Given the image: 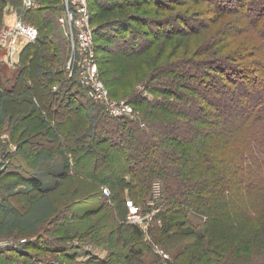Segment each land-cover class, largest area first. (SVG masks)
Returning <instances> with one entry per match:
<instances>
[{"label": "rangeland", "instance_id": "1", "mask_svg": "<svg viewBox=\"0 0 264 264\" xmlns=\"http://www.w3.org/2000/svg\"><path fill=\"white\" fill-rule=\"evenodd\" d=\"M39 1L40 0H29L28 5L25 4V1H22V4L27 8L32 5L39 7V5H41ZM119 1H122V3L124 1L125 3L128 0ZM155 1L156 0L145 2L144 0H140L138 1L140 2L139 6H137L136 2H130V5L125 4L127 7L124 8L125 10L123 9L125 12L123 17L130 14L141 15L143 17L149 16L152 20L158 21H154V23L165 22V20L171 17L179 20L195 19L197 17L204 21L203 26L193 34L184 33L182 31L173 33L174 31H171L169 34L172 35L169 39L164 37V34H167L164 31L169 29L168 26H165L163 30H159V32H163L160 38L154 39V42L149 48L135 55L120 53V51L117 50L119 47L118 39L111 42L102 41L101 45L103 47L97 54L99 63L96 58V67L98 80L107 90L108 100L110 102L123 105L121 108L132 116L134 110L130 101L133 99V96L141 91L143 95H148V91L143 89L148 88L149 85H151L152 88L154 85H160L161 83L164 85V82L166 83L165 79L168 76L160 78L156 76V73H160V70L168 64L188 58L206 61L207 63L205 65H215L214 61L219 59H225L227 63L230 61V64H226L224 69L217 68L218 70L214 71L213 83L204 84L198 82V84L195 85L200 95L194 98V100L189 101V110H184V108L181 107L182 112H179L181 118H177L178 121L175 117L172 118L173 116L167 113L165 107L157 108L156 106H151V108H149L142 106L138 108L137 113H139L142 126L145 127V124L149 123L146 127L151 131L150 137L154 141V144L161 146L162 152L166 153L168 156L167 159L169 160L167 164H170L171 161L173 162L171 164L173 166L172 172L170 171L169 174L167 173L171 177V174L179 173L180 164H178L177 161L180 159L185 158L187 162H190L186 167L185 174H189L188 171L192 170V167L189 166L190 164L193 166L195 165V170H197L201 164L205 165L203 162L206 161L205 157L202 159V157L195 156L198 155L204 147L205 150H207L203 138L212 135V129L209 131L210 127L206 126V123L207 121H212V119H210L214 114H212V108L214 106H219L221 103L217 92L220 85L224 84V79L222 80V76L219 75L221 73L220 71L227 73V75L232 73L231 76L239 77V88H241V90L233 91L231 94L227 91L228 98L225 100V103L230 115H227V118L225 115H222L223 117L219 120L222 124L227 125L229 122L233 124L239 121V119L241 120L248 111L253 115H258L260 111H263L264 54L258 53L254 55V50L260 49V47L254 48L258 45V36L255 33L245 32L244 28L246 27H244V22L242 24H238V22L235 23L237 19L242 17L238 14V11H242V8L239 9V5L233 0L220 1L226 3V5L223 6V10L229 12L228 14H224L221 18L220 15L222 14L215 11L217 6L215 2L218 1L164 0L159 1L160 3ZM259 1L261 2V0ZM59 2L60 5L64 3L63 0H59ZM88 3H92V1L88 0ZM158 7L159 9H157ZM8 8L9 7H6L4 15L2 16L0 32L5 27V21L8 15L14 14L16 19H20L14 8ZM254 8V11L258 13L257 10H259L261 6L257 5ZM155 9L157 11H155ZM59 12L60 11H56V14H54L57 16V26L55 30H53V32L49 30L44 32L47 33L48 36H52L51 38H53L54 43L47 47L45 45L37 50H31L29 54H27L28 57L26 56L25 60L20 59L22 63L27 64L26 66L30 68V71L32 62L36 56L38 57L40 53L46 51L50 52L48 54H52L54 61H46V63L43 64H50L51 68L55 69L65 66L64 68L66 71L70 48L65 32L58 23V17L61 15L62 11L60 14ZM232 12L236 13L233 14ZM120 18L122 17L117 14L113 20ZM127 19L126 17V20ZM143 23H146V21ZM161 25H163V23ZM175 25L179 26L178 23ZM32 27L35 28L34 26ZM35 29L38 36V30L37 28ZM149 35L151 39L154 37L152 34ZM114 39H116V37ZM226 45L234 48L231 50V52L233 51L231 56H228L226 51H222ZM1 46L5 47L4 44L0 42V47ZM108 48L114 51L108 50L102 53L104 49ZM124 49L128 48L123 47V50ZM5 58V61H7L6 55ZM20 60L18 56L15 57V55H13L11 61L12 64H15V62L18 64ZM21 62L18 66L8 63L11 67L16 69L14 73L15 76L12 82L8 84L9 87L6 88L3 82L4 79L1 75V81L3 82L2 86H0L1 90L3 88L9 89L14 83L17 75L20 73ZM234 64H236L237 67L232 69ZM208 67L211 66H207L206 68ZM245 68H248V76L245 73V71H247ZM239 73L242 75L239 76ZM249 76H255V78L251 80L247 79ZM39 83H41L40 79L36 77L35 84ZM27 84L30 85V82H27ZM40 88H42V86H40ZM18 89L12 95L14 101H16V103L19 102L18 104L13 103V105V100L10 99L9 96L3 97L0 102V193L7 198V205L0 208V264H21V262L15 261L17 260V256L15 255L18 253V250L19 255H26L25 259L29 260V264H40L41 261L43 262L41 264H86V253H81L80 257H76L73 261H67L61 258L60 253H55L53 251L51 253L43 252L39 248V244L44 238H48L49 241L54 240L56 245L70 246L80 244L82 248L86 247V249L92 250L91 253L98 256H106L108 254V251L104 248H109L112 253H119L121 247L118 245H120L121 242H116L115 237L112 238L113 247L111 248L108 247L107 244L100 243L99 241L90 242V240L84 238L82 234L90 230L92 223L100 221L102 218H109L110 216L116 215L113 210L114 201L112 200L114 190L112 188L100 186L98 187V189L100 188L99 193L97 192L95 196L86 198L85 191H92L95 185L90 178L78 173L74 169V172L71 171L70 173L71 179L63 180L60 178L61 176L59 174H62L64 171L63 156L59 155L60 143L47 142L46 138L48 134H46V131L38 133V129L41 128L40 120L36 117L28 116L26 113L30 112L31 106L22 102L26 96L31 94L27 92V89L22 91V85H20ZM215 89H217V91ZM181 91L183 90L181 89L180 92ZM111 92L114 93L113 96ZM56 101L59 103V98ZM90 102L99 105L100 108L103 107L99 102ZM39 104L40 107L36 104L38 110H34H37L36 114L42 112L41 115L44 117L45 123L52 130L58 131L59 134L62 133V130L60 131L57 127V122L54 120L51 113L49 114L48 111L47 114L42 103L40 102ZM64 105V109H67V104L65 103ZM199 105L201 110L197 109ZM95 109L97 108L95 107ZM23 115H27L28 118H24ZM171 118L174 119L171 122L177 121L176 126H178L174 128L173 131L170 129L172 126L169 125V123L166 125L165 122L166 119L169 120ZM192 118H196L197 121H199V125H197V129L195 128V130H190L192 129L191 125L194 124ZM228 125L230 126V124ZM174 130L176 131L174 132ZM250 130L252 131V128H250ZM250 130L246 127L232 128V132L237 133L236 141L239 142H235V145L242 151L232 157L231 162H233V164L230 167H226L231 168V171L237 167L236 165L240 162L239 158L242 155L246 156V161L254 163L253 155H249L252 146L249 148L244 144H248L249 146L251 137L259 133L261 129H254V133ZM219 132L221 133V131ZM213 134H216V131ZM171 135L179 137L178 139L180 140L182 139L183 141L181 144H183V147L171 148L170 145L174 146L173 142H168L165 146H162L161 141L165 137L172 138ZM246 136H249L250 139H246ZM92 137L97 138L99 140L98 143L102 141V137L98 132H94ZM109 137L111 136L108 135V138ZM211 137L210 139H212ZM105 138L107 139V137ZM63 141L65 142V147L68 148L70 141ZM117 141L119 145L126 144V149H122L125 153H130L136 157L143 155L142 148L144 145L146 146V142H148H140V138L137 136L136 142H140V146L138 145L135 147V145H130L131 140L125 135H123V140L117 139ZM213 141L212 145L215 144L217 145L216 148H218L219 144H221V142L219 143V137L214 136ZM88 145L94 148V144L88 142ZM165 147H167V149H165ZM66 148L65 152L67 158L72 159L73 155L68 153ZM177 149H181L184 154L190 152V157L187 158L185 155L181 156L176 152ZM115 150L120 152V149ZM207 151L209 152V150ZM96 153L98 154V151H96ZM158 153L161 152L158 151ZM199 154L201 155V153ZM157 156L159 157V155ZM200 158L202 160H200ZM216 160L219 161V159ZM96 162L100 163L99 157ZM164 165L165 162L162 160V163L159 164L160 169L163 168ZM8 167L29 172L30 175L39 178L41 183H43V187L48 190L41 193L35 191L31 192L27 190V185L21 181L14 178H3ZM192 178L194 177L187 179L189 181L188 183H194V179ZM56 181L60 183L59 188L54 185ZM180 183L185 186L184 182L180 181ZM171 185L177 187L174 188V191H176V189H183V187L175 183L170 184L163 181L160 177L154 178L151 183L149 197L145 202V206L148 207V210L143 213L136 207L137 215L139 218H147L146 222L140 223L138 219L135 223H131L138 225L145 233V241L151 243V252L154 256L158 257L160 261H162V259L166 260L168 264H264V202L260 201V197H257L256 199L260 204L252 206L251 204L258 203L253 201L256 196H249L245 191H241V199L233 197L234 195H232V192L231 194L228 192L227 197L224 198V202L226 201L228 203L227 209L214 201L215 195L211 199L209 198L207 202L212 203V211L210 210L212 218L208 219L204 216L202 217V220H204L203 222L197 220L195 232H192L182 239L173 240L174 246L168 243L171 238L170 236L172 235L173 237L171 230L167 234L169 238L165 240L167 243L164 244L154 239L153 236H150L148 234L149 229H151V231L157 229L158 231L159 228L163 226V220L161 221L160 218L165 211H163L158 204L161 203L164 197L163 195L166 196L167 188L169 187V189H172ZM154 186H159L160 193L157 197L152 196V187ZM187 186L188 185H186V187ZM216 190H218V188H216ZM76 193H80V195L76 196ZM66 198H70V200L71 198L78 199H75L78 204L73 208L78 211V214L82 213L81 217H83L81 219L72 217L68 225L67 223L70 219L67 207L65 208L66 203L62 204L67 200ZM127 200L125 221L130 223L129 221L132 220L127 219V217L131 215V207H135V205H133L130 198ZM59 215H61V219L57 220V216L59 217ZM84 215L86 216L84 217ZM70 224L78 225L80 232L69 231L72 228L69 227ZM104 236L107 237V235ZM8 253L11 259H9L10 257L6 259L1 256L3 254L8 255ZM79 261L81 263H79ZM116 261L118 262V259L115 258L114 263H116Z\"/></svg>", "mask_w": 264, "mask_h": 264}, {"label": "trees", "instance_id": "2", "mask_svg": "<svg viewBox=\"0 0 264 264\" xmlns=\"http://www.w3.org/2000/svg\"><path fill=\"white\" fill-rule=\"evenodd\" d=\"M22 1L23 0H0V24L6 7H12L16 10L20 21L23 24L29 26L32 25L38 30L36 40L33 43H29L23 49L19 55V60H25L27 54H29L31 50H37L45 45L47 47L54 43L53 38H51L52 36H48V34L44 32H47L48 30L53 32V30H55V27L57 26V16L54 14H56V11L61 12L63 8V4L60 5L59 0H40L39 2L41 5H39V7L32 5L29 8L24 7ZM91 1L92 3H89V9L91 14V24L94 27L97 62V54L103 47L101 45L102 41L111 42L118 39L119 47L117 50L120 51V53L135 55L140 54L142 51L149 48L154 42V39L160 38L163 32H159V30H163V27L165 26H168L169 29L164 31L167 33L164 34V37L169 39L172 35L169 34L171 31H174L173 33L182 31L184 33L193 34L198 29L200 30L202 28L204 22L201 18L197 17L195 19L191 18L186 20H179L171 17L165 20V22H162L163 25H161L162 23L160 22L154 23L155 20H152L149 16L143 17L141 15L130 14L123 17L125 14L124 8L127 7L125 4L136 2L137 6H139L140 2L138 1L140 0H128L125 3L124 1L122 3V1L119 0ZM144 1L147 2L152 0ZM159 1L164 0H156L155 2L160 3ZM213 1H218L215 2L217 5L215 11L222 14L220 15V18L224 16V14L229 13L223 10V6H225L226 3L220 2L222 0ZM233 1L237 2L239 9L242 8V11H238L239 13L237 12L242 17L237 19L235 23L238 22V24H242L244 22V27H246L244 28L245 32L255 33L258 36V45L254 48L260 47V49L254 50V55H257L258 53L264 54V0H261V2L259 0ZM257 5L261 6V8L257 10L258 13L254 11V7ZM157 9H159V7ZM155 11L157 10L155 9ZM232 13L234 14L236 12ZM117 14L122 18L113 20ZM126 17L129 20H126ZM144 21H146V23H143ZM177 23L179 26L175 25ZM149 34L154 35V37L151 39ZM115 37L116 39H114ZM123 47H127L128 49L123 50ZM233 49L234 48L231 46L226 45L222 51H226V54L231 56L233 54V51L231 52V50ZM108 50L112 51L113 49H104L102 53H105ZM48 53L50 52L46 51L40 53L38 57L36 56L32 62L31 71L30 68H27V64L22 63L20 60V73L17 75L14 83L9 89H0V102L3 97L9 96V98L13 100L12 104H18L19 102L17 101L18 103H16L12 98V95L19 86L22 85V91L27 89V92L31 94L26 96L22 101L31 106L32 112L30 110L31 113L28 112L26 114L40 120L41 128L38 129V133L46 131V134H48L46 138L47 142L60 143L59 155L63 156L64 167L63 173L59 174L61 176L60 178L63 180L71 179L70 173L71 171L74 172V170L85 175L87 178H90L95 185L92 188V191H85L86 198L95 196L97 192L99 193L100 188L98 189V187L100 186L112 188L114 190L112 200L114 201L113 210L116 215H113L112 217L110 216L109 218L105 217L100 221L92 223L90 230L86 231L88 233L83 232L82 234L84 238L90 240V242L99 241L100 243L107 244L108 247L111 248L113 247L112 238L115 237L116 242H121L120 245H118L121 247V251L119 253H112L109 248H104L108 251V254L106 256H98L91 253L92 250L86 249V247L82 248V245L80 244L70 246L56 245L54 240L51 239L52 241H49L48 238H44L39 244V248L43 252L51 253L53 251L55 253H60L61 258L67 261H73L76 257H80L81 253H86V264H168L166 260L162 259V261H160L158 257L152 254L151 243L145 241V233L140 227L136 224L127 223L125 221L127 214L126 203L128 202V198H130L133 205L139 208L143 213L148 210V207L145 206V202L150 194L152 180L158 177L165 182L170 184L175 183L176 185L183 187V189H176V191H174V188H177L175 185H171L172 189H169L168 187L166 190V196L163 195L164 197L161 203L158 204V206L160 205L161 209L165 211L160 218L161 221L163 220V226L162 228H159L158 231L157 229L152 231L149 229L148 234L153 236L154 239L159 240L162 244L167 243L165 240L169 238L167 237V234L170 230L173 237L172 235L170 236L171 238L168 243L171 246H174L173 240L179 238L182 239L183 237L190 235L192 232H195L197 220L203 222L204 220H202V217L204 216L211 219L212 214L210 210L212 211V203L207 202V200L209 198L211 199L214 195V201L217 204L223 205L225 209H227L228 203L226 201L224 202V198L227 197L228 192L230 194L232 192V195H234L233 197L241 199V191H245L249 196H256L253 199L255 203L258 202L256 199L257 197H260V201L264 202V109L263 111H260L258 115H253L248 111L241 120L239 119V121H236L233 124L232 122H229L228 124H230V126L228 124H222L219 121L223 117L222 115H225L226 118L228 117L227 115H230L225 100L228 98V93L231 94L233 91L241 90L238 82L239 77L231 76L232 73L227 75V73L220 71L222 74L220 73L219 75L222 76V80L224 79V84L220 85L217 92L221 103L219 106H214L212 108V114L214 113L212 118H210L212 121H207L206 123V126L210 127L209 131L212 129V135L203 138V142L207 146L206 148L209 152L205 150L204 147L203 150L199 152L201 155L198 153V155L195 156L202 157V159L205 157L206 161H203L205 165L201 164L199 168L195 170V165L193 166L190 164L189 166L192 167V170L188 171L189 174H185V170L190 162H187L184 158L177 161V163L180 164L179 173H170L172 175L171 177L168 175L170 171L172 172L173 166L171 164L173 162L171 161L170 164H167L169 160L167 159L168 156L166 153L162 152L161 146L154 144V141L150 137L151 131L146 127L149 123H146L145 127H143L142 121L139 118V113H137L138 108H141L142 106L149 108H151V106H156L157 108L165 107L167 113L173 116L172 118L175 117L178 121V119L181 118V115L179 114V112H182L181 107H183L184 110L188 109L190 107L189 101L194 100V98L199 97L200 95L195 85H197L198 82L204 84L213 83L214 71L218 70L217 68L224 69L226 64H230V61L227 63L225 59H219L214 61L215 63L213 62L215 65H205L207 63L206 61L188 58L186 60L170 63L161 69L160 73H156V76H159L160 78L168 76L165 79L167 84L164 82V85L161 83L160 85H154L153 88L151 85H149L148 88L144 87L145 89L143 90L148 91L151 96L149 94L143 95L141 91L140 93L135 94L131 101L129 100L133 106L134 115L114 118L108 116L104 112L103 107L100 108L99 105H95L90 102L91 100L87 99L85 91L79 85L76 76L69 78L65 71V66L63 68L55 69L51 68L50 64H43L46 63V61H54L52 54ZM207 66L211 67L206 68ZM236 67L237 65L234 64L232 69ZM245 70H247L245 73L248 76V68H245ZM1 75L0 71V86L3 84L1 81ZM241 75L242 74L239 73V76ZM36 77L40 79L41 83L35 84ZM254 78L255 76H249L247 79L251 80ZM27 82H30L31 86L28 85ZM40 86H42V88H40ZM181 89L183 91L180 92ZM215 90L217 91V89ZM113 94L114 93L111 92L112 96ZM58 98L59 103L56 101ZM40 102L46 109L47 114L49 111V114L51 113L54 120H56L57 127L60 131L62 130V133H60L62 137L58 131L52 130L45 123V120L43 119L44 117L41 115L42 112L36 114L38 110L36 104L40 107ZM65 103L67 104V109H64ZM202 103L204 104L203 101ZM95 107L97 109H95ZM35 109L37 110L34 111ZM197 109L201 110L200 105L197 106ZM23 116L24 118H28L27 115ZM172 118L169 120L166 119L165 122L166 125L169 123V125L172 126L170 129L173 131V129L178 126H176L177 121L171 122L174 120ZM192 120L194 124L191 125L192 129L190 130H195V128L197 129V125H199V121H197L196 118H192ZM236 127H246L249 130L252 128V131L250 130L252 133H254V129L258 128H260L261 131L252 136L251 139L249 136H246V139H250L251 142L249 146L248 144H244L249 148L252 146L249 155H253L254 163H249L246 161V156L242 155L239 158L240 162L236 165L237 167L231 171V168L226 167H230L233 164L231 158L238 152L242 151L235 145V142H239L236 141L237 133H233L232 128L234 129ZM175 131L176 130H174V132ZM215 131L216 134H213ZM219 131H221V133ZM94 132H98L102 137L100 143H98L99 140L97 138L92 137ZM108 135L112 138H108ZM123 135L129 137V140H131L130 145H135V147L138 145L140 146V142L142 141L144 143L148 141L146 142L147 145H144L142 148V156L136 157L130 153H125L122 150L126 149V144L119 145L117 139L123 140ZM137 136L140 138L139 143L136 142ZM214 136H218L220 140L219 143L221 142L218 148H216L217 145H212ZM105 137H107V139ZM171 137L172 138L167 137L169 139L165 137L161 141L162 146H165L168 142H173L174 146L170 145L171 148L183 147V144H181L183 141L182 139H178L179 137H176L175 135H171ZM210 137L212 139H210ZM63 140L70 141L68 148L65 147V142ZM88 142L94 144V148L89 146ZM65 148L68 153L73 155L72 159L67 158ZM115 149H120V152ZM165 149H167V147H165ZM96 151H98V154ZM158 151L161 153H158ZM176 152L181 156L185 155L187 158L190 157V152L184 154L181 149H177ZM157 155H159V157ZM98 157L100 163L96 162ZM202 159L200 158V160ZM216 159H219V161ZM162 160L165 162V165L160 169L159 164L162 163ZM5 177L21 181L27 185V190H30L31 192L35 191L41 193L48 190L43 187V183H41L39 178L30 175L29 172L24 170L19 171L16 168L8 167L3 175V178ZM190 177H194L192 178L194 179V183L192 182V184L191 182L188 183L189 181L187 180L190 179ZM180 181L184 182L185 186L180 183ZM54 183L55 187H60L59 182L56 181ZM186 185L188 186L186 187ZM216 188H218V190H216ZM75 195L79 196L80 193H76ZM0 197V208H3L7 205V198L1 193ZM75 199L76 198H71L70 200V198H68L62 203H66L65 208L67 207L70 219L69 222L67 219V225L71 222L72 217L75 219L83 218L81 217L82 213L78 214V211L73 208L78 204V202L76 203V200L78 199ZM257 204L260 203L258 202L251 205L257 206ZM85 216L86 215H84V217ZM60 219L61 215H59V217L57 216V220ZM69 227H72L69 231L80 232L78 225L70 224ZM104 235H107V237ZM18 253L15 255L19 260L18 262H21V264H29V260L25 259L26 255L21 256ZM8 255L10 256L9 253ZM115 258L118 259V262L116 261V263H114ZM41 263L43 262L41 261ZM79 263L81 262L79 261Z\"/></svg>", "mask_w": 264, "mask_h": 264}, {"label": "built area", "instance_id": "3", "mask_svg": "<svg viewBox=\"0 0 264 264\" xmlns=\"http://www.w3.org/2000/svg\"><path fill=\"white\" fill-rule=\"evenodd\" d=\"M23 1H25V4H29V0ZM63 1L58 23L63 28L69 42L70 54L66 65L68 77L76 76L79 85L85 91L87 99L101 103L108 116L114 118L129 117L131 114L121 108L123 105L108 100L107 90L98 80L94 27L91 24L88 0ZM18 37L32 43L37 38V31L32 26L23 24L20 19H16L12 24L5 25L0 32V42L5 46L9 64H12V56L15 55L16 57L18 55L15 46V39ZM159 193V186L152 187L153 197H157ZM127 219L132 220L129 221L130 223H135L138 219L140 223H145L147 218H139L137 208L131 207V215Z\"/></svg>", "mask_w": 264, "mask_h": 264}, {"label": "crops", "instance_id": "4", "mask_svg": "<svg viewBox=\"0 0 264 264\" xmlns=\"http://www.w3.org/2000/svg\"><path fill=\"white\" fill-rule=\"evenodd\" d=\"M16 16L14 14H10L8 15V17H6V21H5V25L7 24H12L14 23L16 20ZM30 42L26 41L25 39H23L22 37H18L15 39V46L17 48L18 51V57L20 55V53L23 51V49L29 44ZM5 55H6V49L4 47H0V71L2 74V78L4 79L3 82L6 85V88H8V84H10L12 82V80L14 79L15 76V71L16 69H14L13 67H11L7 61H5ZM18 64H16V66H18ZM15 66V67H16ZM1 200V199H0ZM4 258H8L11 259V256L7 255V254H3L1 255ZM16 262H18L19 260H15ZM15 262V263H16Z\"/></svg>", "mask_w": 264, "mask_h": 264}]
</instances>
